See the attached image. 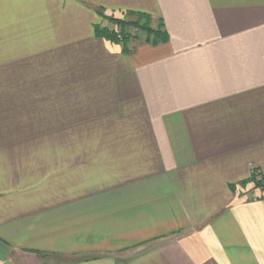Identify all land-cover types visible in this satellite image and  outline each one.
<instances>
[{"label": "crops", "instance_id": "1", "mask_svg": "<svg viewBox=\"0 0 264 264\" xmlns=\"http://www.w3.org/2000/svg\"><path fill=\"white\" fill-rule=\"evenodd\" d=\"M254 170L264 0H0V264H264Z\"/></svg>", "mask_w": 264, "mask_h": 264}, {"label": "trees", "instance_id": "2", "mask_svg": "<svg viewBox=\"0 0 264 264\" xmlns=\"http://www.w3.org/2000/svg\"><path fill=\"white\" fill-rule=\"evenodd\" d=\"M99 13L105 21H108L111 26L97 25L95 27L96 37L106 39L112 43L119 44L126 54L131 53L129 47L132 40L137 38L136 33L139 31L146 32L148 35L147 42L154 45L168 42V35L163 31V25L159 30H152L150 27L151 18L146 14L129 12L123 18L107 17L102 9L99 8ZM118 28V31L115 30ZM134 31V33H132ZM254 184L257 188L264 189V174L259 170H254L251 177L242 185ZM234 188V187H233Z\"/></svg>", "mask_w": 264, "mask_h": 264}, {"label": "rangeland", "instance_id": "3", "mask_svg": "<svg viewBox=\"0 0 264 264\" xmlns=\"http://www.w3.org/2000/svg\"><path fill=\"white\" fill-rule=\"evenodd\" d=\"M107 17H111V16H107ZM104 21H105V20H104ZM105 22H106V26H108V27L111 28V26L109 25L108 21H105ZM115 30L118 31V28H115ZM132 33H134V31H132ZM136 34H137V33H136Z\"/></svg>", "mask_w": 264, "mask_h": 264}]
</instances>
